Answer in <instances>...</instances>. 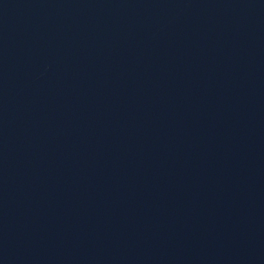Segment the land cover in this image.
Here are the masks:
<instances>
[{
	"label": "water",
	"instance_id": "water-1",
	"mask_svg": "<svg viewBox=\"0 0 264 264\" xmlns=\"http://www.w3.org/2000/svg\"><path fill=\"white\" fill-rule=\"evenodd\" d=\"M0 264H264V0H0Z\"/></svg>",
	"mask_w": 264,
	"mask_h": 264
}]
</instances>
